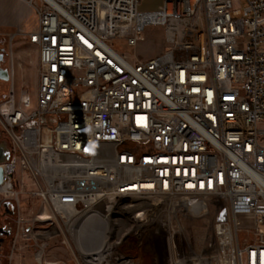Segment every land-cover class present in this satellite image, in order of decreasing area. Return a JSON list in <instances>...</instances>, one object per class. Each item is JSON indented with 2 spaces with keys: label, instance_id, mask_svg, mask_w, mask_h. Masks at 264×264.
<instances>
[{
  "label": "built area",
  "instance_id": "built-area-1",
  "mask_svg": "<svg viewBox=\"0 0 264 264\" xmlns=\"http://www.w3.org/2000/svg\"><path fill=\"white\" fill-rule=\"evenodd\" d=\"M23 1L38 24L10 34L0 81V209L31 203L33 225L74 242L71 223L115 202L133 230L111 264H137L148 243L140 264H264V0H163L155 11L143 0ZM151 26L164 31L156 57L115 45L137 48ZM20 38L37 80L18 91ZM180 214L208 219L211 236H186Z\"/></svg>",
  "mask_w": 264,
  "mask_h": 264
},
{
  "label": "rangeland",
  "instance_id": "rangeland-1",
  "mask_svg": "<svg viewBox=\"0 0 264 264\" xmlns=\"http://www.w3.org/2000/svg\"><path fill=\"white\" fill-rule=\"evenodd\" d=\"M163 0H143L139 6L141 11H155L159 9ZM3 13L7 18H17V22L26 28L33 26L36 21L34 10L29 7L23 0H5L3 3ZM1 12V11H0ZM34 14V15H33ZM12 27V28H10ZM17 31L22 32L17 27L9 26L8 29L0 30V41L5 43L8 53L10 52V34ZM144 41L140 42L137 48L128 46L126 41L117 40L115 45L134 57L135 55L143 59L156 57L164 50V31L160 27H147L143 32ZM16 60L20 65L17 71L16 84L18 91L23 83L29 86H35L37 80V57L35 49L28 43L23 42V38L18 39L13 47ZM7 86V85H6ZM5 85L0 83V100L5 94ZM264 127V125H263ZM0 147L5 150L8 148V141L4 138L0 130ZM5 158V156H4ZM31 203L28 207L21 210L18 208L0 209V230L5 229L7 232L0 231V239L3 243L0 250L2 264H80L79 249L75 242L70 239L67 230H55L49 237L44 236L47 231V224L42 226L32 223V214L30 212ZM20 218L24 219L25 224H19ZM183 233L196 243L200 244L201 239L211 236V223L208 219H192L184 214H180ZM242 226H251L252 221L243 219ZM94 226V225H93ZM92 227L90 223L89 229ZM264 232V227L262 228ZM93 237L97 230L87 231ZM36 233L41 234L35 236ZM66 238L70 242L68 244ZM254 234L244 232L240 238L241 243L253 242ZM134 243V242H133ZM132 243V244H133ZM120 252L130 256H138L139 250L134 248H119ZM215 264H223L215 263Z\"/></svg>",
  "mask_w": 264,
  "mask_h": 264
},
{
  "label": "bare ground",
  "instance_id": "bare-ground-1",
  "mask_svg": "<svg viewBox=\"0 0 264 264\" xmlns=\"http://www.w3.org/2000/svg\"><path fill=\"white\" fill-rule=\"evenodd\" d=\"M44 215L46 216L47 213ZM121 216L122 214L119 212L115 202H105L83 220L69 225L68 230L77 248L84 255L87 264H111L109 262L110 251L113 248L115 249L121 239L133 230V227L124 222ZM90 223L92 227L89 229ZM55 230L64 233L63 228L57 226L46 231L43 235L49 237ZM93 230H97L100 233H96L91 237V233L89 234L87 231L91 232ZM40 235L39 233L35 234V236ZM66 240L69 244L70 242L67 238ZM102 249H105V251L101 252ZM153 254V246L148 243L141 251L137 264L142 261L149 263Z\"/></svg>",
  "mask_w": 264,
  "mask_h": 264
},
{
  "label": "crops",
  "instance_id": "crops-1",
  "mask_svg": "<svg viewBox=\"0 0 264 264\" xmlns=\"http://www.w3.org/2000/svg\"><path fill=\"white\" fill-rule=\"evenodd\" d=\"M3 3H5V0H0V11H1L0 12V30L8 29L9 26H13V27H17L22 32H28V31H31V30H33V29H35L37 27V24H38L37 16H35L36 21H34L33 26L30 27V28H26L22 24H19L17 22V18H15V16L13 18H7L6 16H4L3 13L5 11L3 10L4 9L3 8ZM10 28H12V27H10Z\"/></svg>",
  "mask_w": 264,
  "mask_h": 264
},
{
  "label": "water",
  "instance_id": "water-1",
  "mask_svg": "<svg viewBox=\"0 0 264 264\" xmlns=\"http://www.w3.org/2000/svg\"><path fill=\"white\" fill-rule=\"evenodd\" d=\"M9 79L10 78H9L8 71L2 67V62H1V57H0V81L8 82ZM5 159H6V150L3 147H0V163L3 162ZM2 179H3V170L0 167V183L2 182ZM0 204H1V201H0ZM7 205L8 204H4L5 207H7ZM2 243H3V239H0V250H1ZM0 264H2L1 257H0Z\"/></svg>",
  "mask_w": 264,
  "mask_h": 264
},
{
  "label": "flooded vegetation",
  "instance_id": "flooded-vegetation-1",
  "mask_svg": "<svg viewBox=\"0 0 264 264\" xmlns=\"http://www.w3.org/2000/svg\"><path fill=\"white\" fill-rule=\"evenodd\" d=\"M0 57H1L2 67L6 69V63L8 61V51L3 41H0ZM10 208L12 209V207H8L7 211H9ZM1 231L7 232L5 229H1Z\"/></svg>",
  "mask_w": 264,
  "mask_h": 264
}]
</instances>
